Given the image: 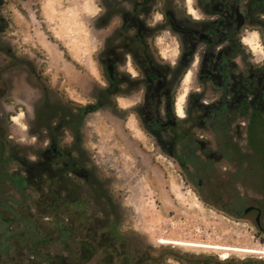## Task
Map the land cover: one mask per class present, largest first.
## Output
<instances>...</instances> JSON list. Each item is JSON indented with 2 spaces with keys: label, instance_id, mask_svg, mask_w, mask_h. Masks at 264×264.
Masks as SVG:
<instances>
[{
  "label": "rangeland",
  "instance_id": "rangeland-1",
  "mask_svg": "<svg viewBox=\"0 0 264 264\" xmlns=\"http://www.w3.org/2000/svg\"><path fill=\"white\" fill-rule=\"evenodd\" d=\"M42 2L0 0V141L3 156L21 160V169L7 161L2 170L47 176V183L53 173L68 176L63 186H72V193L70 205L57 212L47 209L50 198L36 193L37 182L26 185L24 197L10 191L9 199H0L6 206H0V216L7 221L0 223V243L8 228L11 237L0 264H39L27 251L31 238L37 251L75 259L87 229L96 237L105 234L102 242L113 241L116 250L100 248L86 264L106 257L112 264H127L136 252L147 254L146 264H179L173 258L182 264H214L229 255L264 257V243L250 218L227 212V176H264V164L252 162L251 150H245L249 163L242 164L232 154L235 143L228 138L226 146L217 138L220 146L208 150L221 154V160L182 163L179 157L188 159L182 150L169 147L171 139H161L165 146L158 143L118 106L127 102L117 103L114 97L100 102V47L117 25L114 18L104 30L101 22L104 15L126 9L129 0H47L51 4L41 13ZM51 34L64 45L56 41L63 50L53 46L58 59L41 47ZM43 88L48 103L57 107V115L46 122L38 114ZM57 150L60 157L53 159L56 154L49 152ZM40 163L46 172L39 170ZM4 189L5 194L10 190ZM247 194L240 212L257 200ZM155 258L165 259L155 263Z\"/></svg>",
  "mask_w": 264,
  "mask_h": 264
},
{
  "label": "flooded vegetation",
  "instance_id": "flooded-vegetation-1",
  "mask_svg": "<svg viewBox=\"0 0 264 264\" xmlns=\"http://www.w3.org/2000/svg\"><path fill=\"white\" fill-rule=\"evenodd\" d=\"M114 18L117 25L102 40L99 53L101 103L111 97L127 102L118 106L158 143L165 146L161 139H171L169 147L188 159L179 157L182 163L221 160V154L208 149L220 146L217 138L227 146L229 138L238 162L249 163L247 149L254 164H264V0H129L126 9L104 15L101 28L106 30ZM4 149L0 141V199H9L10 191L24 197L26 185L37 182L36 193L51 199L54 212L70 205L72 186H63L68 176L53 173L47 183V176H21L16 168L4 172L7 161L21 169V160L3 156ZM52 152L53 159L60 157L58 150ZM226 181L228 214L249 217L264 243V176L240 173ZM5 187L10 188L6 194ZM248 192L257 200L240 212ZM0 206L6 207L2 200ZM5 222L0 216V223ZM9 231L1 237L2 255L9 253ZM225 259L214 264H264L263 256Z\"/></svg>",
  "mask_w": 264,
  "mask_h": 264
},
{
  "label": "trees",
  "instance_id": "trees-1",
  "mask_svg": "<svg viewBox=\"0 0 264 264\" xmlns=\"http://www.w3.org/2000/svg\"><path fill=\"white\" fill-rule=\"evenodd\" d=\"M0 22H2L1 18H0ZM4 26H1L0 28V32L3 31ZM51 41H53L52 38H49ZM60 50H63V48L58 45ZM66 59H70L68 56L65 55ZM44 91V102L42 103L40 109H39V121H47L49 118L54 117L57 115V107L53 106L52 104L48 103V98H47V92L46 89L43 88ZM84 114V111L81 110L80 114L77 115V119H79L81 117V115ZM48 210L54 212L55 208L53 206H48L47 208ZM25 224L27 226L32 227L33 222L31 219H26L25 220ZM87 232V240H84L82 242L79 243L78 246V257H75V259H69V258H62V257H58V256H51L49 253H42L41 251H37L36 250V242L33 241L35 240L34 238L30 239V243L27 247V251L29 253H31L33 255L34 258H36V261L39 264H86L88 261L91 260V258L97 253L98 249H103V250H110V251H115L116 250V246L113 243V241H109L106 243L102 242V238L105 237V234H100L99 236L96 237L95 234H91L90 233V229L86 230ZM40 243H44L47 240H39ZM115 241V240H114ZM93 242H97L98 245L97 246H93ZM124 255V254H122ZM120 255V256H122ZM165 258H155L153 259V261L155 263L164 260ZM176 262H178L179 264H182V261L178 258H173ZM127 260V264H146V262L148 261V256L145 253H138L136 252L133 256L131 255V257ZM103 264H112V262L110 263L109 261V257H106V259H103L101 261ZM99 262V264L101 263Z\"/></svg>",
  "mask_w": 264,
  "mask_h": 264
},
{
  "label": "crops",
  "instance_id": "crops-1",
  "mask_svg": "<svg viewBox=\"0 0 264 264\" xmlns=\"http://www.w3.org/2000/svg\"><path fill=\"white\" fill-rule=\"evenodd\" d=\"M49 4H51L50 2H47V0H43V2H42V8H41V13H43L44 11H45V5L47 6V5H49ZM52 38H53V41H51L50 39H48V38H45V40H42V42H41V47L43 48V49H46V50H49V51H51L52 53H53V55L55 56V58H57L58 59V53H57V50H54L53 49V46H55V45H59L57 42H60V44L62 45V46H64L63 45V43H62V41L61 40H59V39H57V38H55V36L53 35V34H51L50 35ZM57 41V42H56ZM59 47V46H58ZM58 49H60V48H58ZM71 59H72V61H74V62H76V63H78V60H76L75 58H72V57H70Z\"/></svg>",
  "mask_w": 264,
  "mask_h": 264
},
{
  "label": "clouds",
  "instance_id": "clouds-1",
  "mask_svg": "<svg viewBox=\"0 0 264 264\" xmlns=\"http://www.w3.org/2000/svg\"><path fill=\"white\" fill-rule=\"evenodd\" d=\"M156 19H157V20H161V19H162V17H160V16H157V17H156Z\"/></svg>",
  "mask_w": 264,
  "mask_h": 264
},
{
  "label": "water",
  "instance_id": "water-1",
  "mask_svg": "<svg viewBox=\"0 0 264 264\" xmlns=\"http://www.w3.org/2000/svg\"><path fill=\"white\" fill-rule=\"evenodd\" d=\"M251 208H247L245 211L248 212Z\"/></svg>",
  "mask_w": 264,
  "mask_h": 264
}]
</instances>
